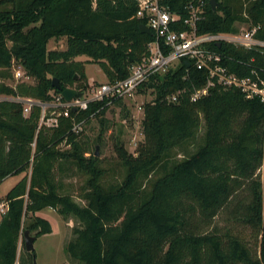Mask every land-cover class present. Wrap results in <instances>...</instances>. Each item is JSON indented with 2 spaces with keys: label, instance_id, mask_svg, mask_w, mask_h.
<instances>
[{
  "label": "trees",
  "instance_id": "16d2710c",
  "mask_svg": "<svg viewBox=\"0 0 264 264\" xmlns=\"http://www.w3.org/2000/svg\"><path fill=\"white\" fill-rule=\"evenodd\" d=\"M216 1L215 8L211 0L162 3L182 15L175 25L178 30L188 28L184 19L190 5H201L198 33H237L236 23L248 21L250 28L258 26L256 37L264 40V0ZM138 8V0H0V94L50 101L67 87L86 89V63L98 64L110 82L126 78L131 67L149 55V44L156 39L140 30L147 20L137 16ZM63 36L66 49H48L52 38ZM213 47L230 71L248 76L256 68L264 76L261 51L229 41ZM78 56L87 60H77ZM14 61L35 78L34 84L6 82ZM55 77L60 89L53 85ZM207 79L206 70L181 60L142 85L140 90L151 89L155 95L143 107L145 139L137 156L117 145L126 175L108 187L101 181L103 170L95 151L81 137L82 131L72 129L75 122H89L92 116L104 122L107 100L72 110L70 117L60 116L54 127H39L40 106H33L26 116L22 103L0 101V184L31 171L6 194L0 264H16L25 230H36V237L52 232L50 220L38 214L46 208L79 219L81 226L67 251L82 264H264V201L257 178L264 164V101L219 84L193 101L192 94ZM180 90L184 91L177 100L169 99ZM203 120V143L171 162V150L179 146L187 152ZM62 143L70 148L61 149ZM57 163L60 170L70 163L90 175L86 204L62 193ZM152 175L157 176L151 184ZM248 188L251 200L245 203L240 192ZM225 208L260 229L258 255L244 237L214 224Z\"/></svg>",
  "mask_w": 264,
  "mask_h": 264
},
{
  "label": "rangeland",
  "instance_id": "374dc122",
  "mask_svg": "<svg viewBox=\"0 0 264 264\" xmlns=\"http://www.w3.org/2000/svg\"><path fill=\"white\" fill-rule=\"evenodd\" d=\"M216 6V5H215ZM236 25L239 27V32H244L250 29L251 22L238 21ZM67 48V38H52L48 43L49 50H64ZM77 60L86 61V56H78ZM16 66L21 65L15 61ZM86 74L89 84L98 85L101 82L108 81L103 69L96 63H86ZM24 68V67H23ZM11 78L6 79V82L12 85H18L26 82L34 84L35 78L17 79L15 69L11 66ZM105 75V76H104ZM77 85V84H75ZM75 88V87H74ZM155 98L151 93V89L139 90L134 96L126 97L120 102L114 100L112 103L106 104L108 107L103 118L104 122L96 116H92L89 122H86L83 127L81 137L88 143L90 150L95 151L98 146L99 166L103 170L101 181L106 187L110 184L122 181L126 175V168L120 161L117 151V145L123 144L128 153L134 156L138 155V145L145 139L143 133L142 120L144 118V104ZM205 122L198 132L195 141L188 144L187 152L179 146H175L170 152V161H179L193 153L201 143L205 136ZM98 140L101 143H97ZM61 149H69L70 146L62 143ZM90 155V153H87ZM64 170L59 169V163L56 165L55 175L56 180L61 184L62 193L70 194L72 198L79 204H86L84 194L87 192V181L89 174L79 170L76 166L66 163L63 165ZM162 170V169H161ZM162 173V171H161ZM160 173V174H161ZM31 174V171H24L19 175L10 176L0 184V218L6 212L8 206L6 202V194L8 191L25 175ZM257 178L262 185V195L264 201V164L257 170ZM157 175L150 177V182L155 180ZM146 181V180H145ZM144 184H147L145 182ZM148 185L149 181H148ZM240 198L243 202H249L251 199L249 188L240 192ZM264 206V202H263ZM5 209V212L2 210ZM38 214L46 217L52 224V232L36 237L34 250L27 251L24 240V233L21 235L18 247V257L16 264H33L34 256L38 264H82V262L72 256L67 251L68 244L76 237V228L81 226L79 219L73 215H62L55 208H46ZM214 224L222 231L231 229L232 232L238 233L246 239L252 246L255 254L260 252V229L250 225L240 219L234 218L230 208L223 209L215 218ZM31 234L36 236V230L31 231Z\"/></svg>",
  "mask_w": 264,
  "mask_h": 264
},
{
  "label": "built area",
  "instance_id": "2783aa9c",
  "mask_svg": "<svg viewBox=\"0 0 264 264\" xmlns=\"http://www.w3.org/2000/svg\"><path fill=\"white\" fill-rule=\"evenodd\" d=\"M139 8L137 16L147 20V25L152 30L156 39L149 44V55L145 56L141 62L135 63L129 75L121 80L113 82L105 81L98 85L89 84L82 91V96H75L71 100H66L62 93L53 94L50 101L17 95L8 96L0 94V101L14 100L22 103L24 115L28 116L32 112L33 106L42 108L39 127H54L59 123L60 116H71V111H81L87 109L92 102L107 100L106 104L112 103L116 99H124L134 96L154 74L165 73L181 60H188L199 69L208 72L207 83L194 91L192 100L196 101L208 94L209 89L214 84H219L225 88H238L247 98L260 97L264 101V76L256 68H253L248 76H241L232 72L222 63V54L213 47V44L229 41L246 49H256L264 54V40L256 37L258 26H252L244 32L237 33H198V22L202 19V6L190 5V14L184 19L187 29L178 30L175 25L181 21L182 15L172 12L162 3V0H138ZM15 76L17 79H28L22 65L15 64ZM184 90L170 96V100L175 101L178 95ZM85 120L75 122L73 130L81 132ZM35 147V143H33ZM8 206V205H7ZM5 212V209L2 208ZM7 211V210H6Z\"/></svg>",
  "mask_w": 264,
  "mask_h": 264
},
{
  "label": "water",
  "instance_id": "95a60500",
  "mask_svg": "<svg viewBox=\"0 0 264 264\" xmlns=\"http://www.w3.org/2000/svg\"><path fill=\"white\" fill-rule=\"evenodd\" d=\"M216 2H217L216 0H211L213 8H215ZM140 30L142 32L153 34V32L150 29V27L147 24H145V23H141L140 24ZM218 45H221V42H219ZM186 63L188 65H190V61L186 60ZM53 81H54L53 85L60 89L61 85L59 83V79L55 77L53 79ZM62 95H63V97L66 100H71L75 96H82L83 92L82 91H78L74 87H67V88L62 90ZM96 155H99L98 146L96 147ZM24 240H25V246H26L27 251L32 252L34 250V243H35V240H36V236L32 235L31 231L27 229V230L24 231ZM33 264H38L37 259H36L35 256L33 258Z\"/></svg>",
  "mask_w": 264,
  "mask_h": 264
},
{
  "label": "crops",
  "instance_id": "0c3cea01",
  "mask_svg": "<svg viewBox=\"0 0 264 264\" xmlns=\"http://www.w3.org/2000/svg\"><path fill=\"white\" fill-rule=\"evenodd\" d=\"M105 76V75H104ZM89 77V76H88ZM8 178V177H7Z\"/></svg>",
  "mask_w": 264,
  "mask_h": 264
}]
</instances>
